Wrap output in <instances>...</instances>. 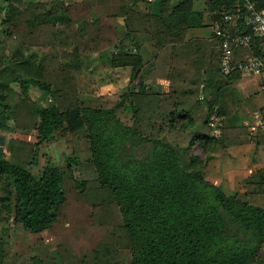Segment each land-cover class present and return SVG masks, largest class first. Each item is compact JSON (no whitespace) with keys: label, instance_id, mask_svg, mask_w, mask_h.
<instances>
[{"label":"trees","instance_id":"trees-1","mask_svg":"<svg viewBox=\"0 0 264 264\" xmlns=\"http://www.w3.org/2000/svg\"><path fill=\"white\" fill-rule=\"evenodd\" d=\"M2 1L7 37L0 46V128L7 126L1 118L5 109L15 126L34 129L37 137L33 143L10 139V156L0 157V171L7 172L14 189V220L34 233L60 223L69 202L66 182L70 180L67 183L82 197L77 198L88 202L85 222H90L96 208L98 219L105 216L108 220L110 210L116 214L111 216L114 228H105L101 220L97 223L99 232L93 235L98 236L94 239L98 245L91 246L88 258L81 250L82 254L72 251L62 255V264H121L116 257L119 242L129 249L130 264H251L264 245V167L242 179L248 184L246 190L227 195L205 178L203 160L188 152L194 143L209 153L216 145L249 141L246 127L234 131L222 124V132L215 136L209 126L215 106L225 117L227 85L238 75L221 73L215 55L208 54L201 63L202 54L196 51L193 59L194 47L201 40L176 44L172 53L168 45L159 49L151 15L132 9L137 0ZM250 1L257 10L264 8V0ZM244 3L209 0L208 7L218 22L225 11L234 18L237 8L245 13ZM189 7L190 0H183L156 23L160 21L169 32L182 29L183 22L200 24L197 13L185 12ZM234 23L240 32H250L243 18ZM144 42L156 54L147 77L153 81L168 77V93L151 94L140 82L110 105H91L78 98L75 79L83 58L119 47L110 57L111 65H130L132 83L142 56L121 48L133 45L138 49ZM25 45L35 46L41 57L36 52L24 54ZM263 45L255 42L251 47H238L236 60L260 54ZM33 87L51 96L52 103L31 101L28 95ZM207 88L210 96L200 98V89L204 93ZM122 107L130 108L132 124L120 120L118 109ZM232 131L235 136L230 135ZM64 132L84 140L90 150V162L97 172L93 186L52 162L38 175L29 169L39 143ZM166 132L187 137V147L163 141ZM255 140L264 143V134ZM14 142L30 146L25 151L27 159L12 158ZM136 151L141 155H135ZM71 162H78L77 157H68L67 167ZM107 234L121 241L112 243Z\"/></svg>","mask_w":264,"mask_h":264},{"label":"rangeland","instance_id":"rangeland-1","mask_svg":"<svg viewBox=\"0 0 264 264\" xmlns=\"http://www.w3.org/2000/svg\"><path fill=\"white\" fill-rule=\"evenodd\" d=\"M27 1L39 0H26V2ZM64 1L70 4L79 2L80 0ZM4 16L5 3L0 0V46L5 43L7 37L3 24ZM55 19H58V15L55 16ZM6 52H9L7 48ZM22 52H24V54L36 52L38 58L41 57V53L38 52L35 46L25 45L22 47ZM114 52L115 51H111L110 53L114 54ZM96 53L98 52H92L86 57L89 59V56L95 55ZM91 66L95 65L90 63L88 72L78 77V71L81 69L80 67L76 72L75 79L78 98L88 101L91 105L101 102L106 103L105 105H110L120 100V93L129 86L137 87V82L135 80L132 81V83L129 82L131 85L127 81L126 85L123 86L120 80L118 81L119 83L114 85L113 83L115 82H113V79L115 76H118L117 72L106 69V67L105 69L97 70V68ZM107 70L108 73H106ZM28 96L30 100L36 104L49 105L52 103V97L49 95L43 96V93L38 88H31ZM118 116L123 123L132 124L130 108L118 109ZM1 118L7 126L0 128V157L8 158L10 156L8 148L10 139L26 140L32 143L37 142L36 131L30 128L15 126L7 110L3 109ZM244 127L245 126H235L233 130H243ZM234 131H232L230 135L235 136L233 133ZM180 138L185 140V142ZM180 138L172 135V133L167 134V132L162 135L163 141L178 139L186 143L187 137H185V139L182 137ZM14 143L13 148L15 154L12 155V158L27 159L25 151H29L30 146L23 145L20 142ZM188 152L191 155L198 156L202 160H206V157H208L207 151L203 150L198 143H194L189 148ZM136 154L138 156L141 155L139 151H136L135 155ZM70 156H76L78 162H71L70 166L67 167V158ZM50 162L55 163L73 177L86 180L88 182V187L93 186V179L96 178L97 172L90 162V152L86 148L84 140L82 141L81 138L73 137L69 132H64L63 134L55 133L48 140L39 143L35 149L34 162L28 167L33 174L38 175ZM228 163H231L230 156L228 157L227 153L218 151L214 165L215 168L219 170L220 174L224 169L226 170L225 173H228L229 169H231L233 165L228 166ZM67 182L66 186L70 191L69 202L63 208V216L61 215L60 223L54 225L51 229L34 233L25 229L20 222L14 220L13 204L15 197L12 181L7 172L0 171V264H62V255L71 254L72 251L75 254L85 253L84 255L86 258L90 256L89 249H91V246L95 244L98 245V241L94 240L98 236L93 235L99 232L96 227L97 223L101 220L105 228H110V226L113 227L111 222L114 220L111 216L116 213L110 210L108 220L105 216L98 219L96 208L94 209L95 212L91 215L92 218L88 220L90 222H85L86 218L84 214L87 213L86 205L88 202L85 200L82 202L78 199H82V197L73 190V185ZM100 212H102V210H100ZM102 230H104V228H102ZM110 236V234H107L105 237L112 243L116 242V240H120L118 237ZM99 238L103 239L104 237L102 236ZM118 244L119 245L116 247V257L121 261V264H130L131 254L129 249L122 246L121 242ZM78 250H81L82 253ZM251 264H264V245L260 248Z\"/></svg>","mask_w":264,"mask_h":264},{"label":"crops","instance_id":"crops-1","mask_svg":"<svg viewBox=\"0 0 264 264\" xmlns=\"http://www.w3.org/2000/svg\"><path fill=\"white\" fill-rule=\"evenodd\" d=\"M181 1L183 0H137L133 3L132 9L139 13L151 15V28L154 35L158 34L160 39L158 43L159 49L168 45L170 47V53H172L176 44H182L191 40H201L198 48L196 46L194 47L195 52L192 54V58H195L194 54L196 51L202 54V59H199L201 63L206 61L208 54L210 56L215 55L219 65L218 44L213 37L215 20L212 17L213 12L208 7L209 0H190V10L186 8L188 10L185 12L198 14L199 19H201L200 24L186 25L183 22L181 24L182 29L174 28L173 32H169L163 29V25H159L160 21L156 23L160 15H170ZM118 20L122 22L123 17H118ZM237 26L234 22L228 24L230 31L235 33L240 32ZM155 38H157L156 35ZM121 49L122 51L130 52L138 51L142 56V64L135 79L137 85L140 82L144 83L151 94H166L169 92L170 79L168 77H159L155 81L147 77V73L155 66L156 56L155 51L148 42L141 44L138 49L133 45H128ZM111 51H120V48L104 49L95 55L89 56V59L88 57L83 58L81 61V69L78 71V77L85 75L90 68V63H92L95 66L91 67L97 68V70L105 69L106 67V69L117 72L118 76H115L113 79V82H115L113 83L114 85L119 83V80L123 86L126 85L127 81L129 83L132 67L130 65L112 66L110 62ZM234 56H239L238 50H235ZM106 73H108V70ZM227 87L228 96L224 99L226 113L223 124L225 127L245 126L249 132V141L229 147L216 145L208 153L206 160H203L202 170L207 180L217 185L227 195H231L246 190L248 184L242 183V179L264 167V143H257L255 140L256 136L260 135L256 131V120L259 113L264 111V90L260 88L258 78L256 77H232ZM122 93L120 94L122 95ZM200 94L202 96L203 94L204 96H210L209 89L207 88L204 93L200 89ZM165 142L179 148L187 147L186 143L178 139L166 140ZM218 151L227 153L228 157L230 156V162L232 164L228 163L227 165L233 166L231 169L228 167V173H225L226 170L224 169L220 174L219 170L215 168V157Z\"/></svg>","mask_w":264,"mask_h":264},{"label":"built area","instance_id":"built-area-1","mask_svg":"<svg viewBox=\"0 0 264 264\" xmlns=\"http://www.w3.org/2000/svg\"><path fill=\"white\" fill-rule=\"evenodd\" d=\"M245 13L237 8L235 18L231 13L224 12L222 19L215 21L213 37L218 44L219 70L225 75L237 74L241 78H258L260 88L264 90V45L260 47V54H251L243 60H236L234 53L238 47H251L255 42L264 43V8L257 10L254 2L244 0ZM243 18L250 27V32L232 33L228 24ZM199 97H203L202 94ZM224 115L217 106L209 120L211 134L218 136L222 132ZM258 134H264V111L259 113L256 120Z\"/></svg>","mask_w":264,"mask_h":264}]
</instances>
